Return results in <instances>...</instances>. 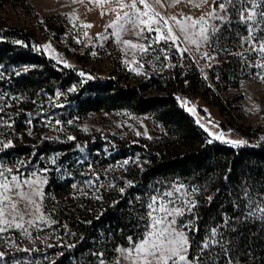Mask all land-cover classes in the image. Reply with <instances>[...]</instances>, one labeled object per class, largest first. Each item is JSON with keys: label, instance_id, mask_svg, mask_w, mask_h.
Returning <instances> with one entry per match:
<instances>
[{"label": "rangeland", "instance_id": "obj_1", "mask_svg": "<svg viewBox=\"0 0 264 264\" xmlns=\"http://www.w3.org/2000/svg\"><path fill=\"white\" fill-rule=\"evenodd\" d=\"M122 2L131 3V0ZM147 2L165 19L175 16L178 20L186 16L199 18L213 7L212 0L202 7H194L189 0H179L174 6L171 0H161L159 4L155 0ZM256 3L264 7L261 0ZM240 5L251 8L248 0L236 4ZM137 6L143 10L141 5ZM230 8L228 21L206 17L210 36L213 25L221 30L222 25L230 24L231 17L235 16ZM129 11L128 8L120 10L116 0L102 6L92 0H0V29H24L47 57L69 65L67 68H78L81 80L65 92L52 94L44 89L35 94H21L9 86L10 81L17 73H26L35 67L0 65V165L12 169L11 174H5L18 175L21 182L25 179L43 182L36 186L42 198L32 196L34 189L23 183L21 188L8 193L17 204V211L24 216L27 233L15 227L0 233V252L4 253L0 264H57L67 249L80 241L65 218L74 216L89 225L100 218L109 202L113 205L125 202L124 208L137 218L135 231L143 230L150 198L181 185L180 191L171 197L175 207L185 209V214L177 219L191 222L190 228L194 225L201 191L193 183L180 177L142 183L143 172L152 166L150 154L164 156L161 150L174 142L169 131L150 113L138 114L128 109L85 112L74 108L76 97L88 82L111 79L122 85L146 86L145 99L163 96L166 88L175 94L185 92L186 100L181 105L207 134L208 144L216 140L224 143L242 140L247 143L229 145L237 149L248 144L264 145V80L261 79L264 69L251 66L264 63V58L258 52L249 51L250 44L244 42L249 33L243 21L237 28L238 42L223 49L218 44L215 47L213 42L211 46L204 43L199 48L188 44L169 19L168 24L180 38L181 47L188 49L181 55L175 47H170L171 42H154L155 32L137 35L142 25L137 27L121 20L123 30L109 27L117 15L123 16ZM255 11L256 17L248 23L255 27V37H264L261 8ZM124 41L143 45L147 51L132 49ZM206 52L210 58L204 57ZM221 56H230L231 63L223 61ZM224 62L231 66L227 80L222 81L217 67ZM193 71L209 92L202 85L194 89L186 87L187 83L183 85V80ZM156 80L162 87L154 83ZM173 82L174 90L168 85ZM196 108L206 111L205 119L198 116ZM7 143L11 146L4 148ZM47 146L59 147L50 150ZM125 160L127 164L123 163ZM20 191L31 196L40 206V213L35 212L27 199L17 195ZM189 201L195 205L191 211L190 205L186 206ZM10 211L6 210L5 218L12 219L8 215ZM41 213L44 219L37 220ZM29 219L35 221L32 226L27 224ZM189 231L185 229L187 235ZM96 242L102 243V240ZM121 249L125 248L119 247L112 260L96 245L92 253L97 258L95 264H131Z\"/></svg>", "mask_w": 264, "mask_h": 264}, {"label": "trees", "instance_id": "obj_2", "mask_svg": "<svg viewBox=\"0 0 264 264\" xmlns=\"http://www.w3.org/2000/svg\"><path fill=\"white\" fill-rule=\"evenodd\" d=\"M245 1L238 0L236 4ZM241 7L230 8L235 16L231 17L230 24L222 25L213 37L215 47L218 44L224 49L238 42L236 36L241 23ZM220 58L231 63L230 56ZM225 62L217 67L222 74V81L227 80L231 66ZM0 65L35 67L10 81L9 86L21 94H35L44 89L55 94L56 91L65 92L81 83L78 68H67L47 57L34 37L21 28L0 29ZM195 73L190 72L183 80V85L187 83L186 87L190 89L202 85L209 92ZM154 83L162 87L158 80ZM168 85L176 89L174 82ZM145 90L146 86L122 85L111 79H97L84 84L74 101V108L85 112L128 109L138 114H153L169 131L174 142L167 143L165 149L161 150L164 156L150 154L152 166L143 172L142 183L157 178L180 177L201 191L192 227L198 230L188 233L191 242L189 258L198 254L199 245L215 228L217 235L214 239L222 241L228 252L226 256L220 245L212 246L205 250L206 264H227L228 257H231L233 264H264V218L259 211L254 216H246L248 208L244 196V190L247 189L253 200L264 204L261 199L264 197V145L248 144L237 149L217 140L208 144L207 134L181 105L186 100L185 92L175 94L166 88L163 96L145 99ZM196 111L200 118L205 119L204 109L196 108ZM47 147L55 150L59 146ZM122 152L125 155V151ZM125 204L113 205L109 202L100 218L89 225L74 216L66 217L80 241L69 247L57 264H95L97 258L92 253L98 244L101 251L114 260L119 247H129V237L138 240L144 229L135 231L137 218L124 208ZM100 239L102 243L96 242Z\"/></svg>", "mask_w": 264, "mask_h": 264}, {"label": "snow or ice", "instance_id": "obj_3", "mask_svg": "<svg viewBox=\"0 0 264 264\" xmlns=\"http://www.w3.org/2000/svg\"><path fill=\"white\" fill-rule=\"evenodd\" d=\"M92 2L96 3L98 6H102L108 3L109 0H92ZM160 2L161 0H155L157 4ZM178 2L179 0H171L172 6ZM237 2L238 0H212L213 7L205 15H201L196 19L191 16H186L183 20H178L175 16L165 19L159 12L155 11L147 0H131V3H124L122 0H116L120 10L128 8L130 11L125 12L123 16L117 15L116 21L109 25V27H119L120 30H123L124 25L119 23L121 20L137 27L142 25L143 27H140V32L137 33V35L142 36L144 32H155L157 33V38L154 42H158L159 40H163L166 43L171 42L170 47H175L176 50L183 55L188 49L181 47L180 38L175 35L172 27L168 24L169 19L172 20L179 28L180 32L183 33L184 41L188 44L195 45L197 48L204 43H208L211 46L213 42L212 37L216 36L220 28L217 25H213L210 36L206 17L220 20L221 22L228 21V7L231 6L235 8ZM248 2L251 4V8L241 7L239 10V18L247 26L249 33V35L244 38V42L250 44L249 51L258 52L261 57L264 58V37H255L253 35L255 27L248 23L256 17V8H261L259 15L261 18H264V7H261V4H257L256 0H248ZM189 3H193L194 7H202L203 4L208 3V0H200L199 3H194L193 0H189ZM261 3L264 4V0H261ZM138 4L142 6L143 10L137 6ZM217 8H219V12ZM111 10L116 11L117 9ZM161 24L163 28L160 27ZM153 25H156V27H153ZM91 26L92 25H84V27ZM189 29L195 31H189ZM261 31H264V29H261ZM115 35L117 40H119V31H117ZM124 44L132 49L139 48L140 51H147V48L143 45H138L131 41H124ZM92 54L95 55V53ZM237 55H239V53H237ZM204 57L210 58L207 52L204 53ZM65 66L68 67L69 65L65 64ZM251 66L264 69V63ZM80 74L84 75L82 72ZM17 75H19V73H17ZM261 79L264 80V76H261ZM71 90L74 91V89ZM217 138H220V136H217ZM69 139H72V137H69ZM227 142L235 146L247 143L242 140ZM209 143H211V141H209ZM10 146V143L3 145L4 148ZM123 163L127 164L128 161L125 160ZM18 171L19 170H17V172ZM45 171H47V169H45ZM5 173L11 174L12 169L3 168L2 165H0V233L7 231L10 227L23 229L25 233H27V229L24 227V216L17 211V204L11 200L8 193L21 188L23 183L34 189L31 194L32 196H40L42 198L43 194L36 186L43 182L27 179L21 182L18 175L9 176ZM128 184L132 186L131 181H129ZM181 187L182 185L175 187L174 191L158 192L150 198V203L147 205L148 211L145 217L143 235L138 240L129 237V247L120 250L122 254L125 255V258L130 260L131 264H206L204 257L205 250L210 249L214 245H220L227 256L228 249L222 241L214 239L217 235V230L213 228L209 236L199 245L198 254L193 255L191 259L189 258L191 242L185 229H190L192 231H197L198 229L190 228L191 222L185 223L177 219V217H182L185 214V209L183 207H175V201L172 200L171 197H173L174 192L178 193ZM120 191L123 192L124 189L121 188ZM17 195L20 196L21 199H27L28 203L33 204L35 212L40 213V206L31 199V196H28L22 191L17 192ZM244 196L247 199L246 207L248 208L246 216H254L256 212L259 211L261 217L264 218V204H261L260 201L253 200L247 189L244 190ZM209 199H211V197H209ZM261 199L264 200V197ZM169 205L173 206L169 207ZM187 205H190V207H188L189 211L195 207L190 201L186 202V206ZM7 209H11L8 215H11L12 219L5 218ZM36 219L43 220V214L41 213ZM34 223L35 221L32 219L27 221L29 226H32ZM3 256L4 253L0 252V258ZM227 264H233L231 257L227 258Z\"/></svg>", "mask_w": 264, "mask_h": 264}]
</instances>
